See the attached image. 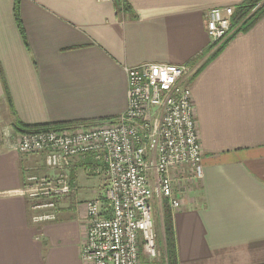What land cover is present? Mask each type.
Wrapping results in <instances>:
<instances>
[{"label":"crops","instance_id":"0c3cea01","mask_svg":"<svg viewBox=\"0 0 264 264\" xmlns=\"http://www.w3.org/2000/svg\"><path fill=\"white\" fill-rule=\"evenodd\" d=\"M121 1L126 9L117 0H19L17 20L16 0H0V264H86L85 203L106 183L91 157L75 159L74 192L58 201L57 219L34 223L19 190L25 170L47 168L14 150V123L114 120L128 108L127 69L142 64L199 72L204 177L172 171L178 264H264V16L211 52L206 13L252 0Z\"/></svg>","mask_w":264,"mask_h":264},{"label":"built area","instance_id":"2783aa9c","mask_svg":"<svg viewBox=\"0 0 264 264\" xmlns=\"http://www.w3.org/2000/svg\"><path fill=\"white\" fill-rule=\"evenodd\" d=\"M235 23L237 9L216 7L206 13L209 50L235 37L249 17ZM195 64H142L127 69L128 108L118 118L91 126L27 130L14 150L42 155L50 175L24 171L19 195L32 201L34 223L55 221L58 201L74 192L70 169L75 159L91 157L94 172L106 176L99 196L85 203L86 264H159L153 200L180 208L172 171L204 177L192 83ZM56 173V174H55Z\"/></svg>","mask_w":264,"mask_h":264},{"label":"trees","instance_id":"16d2710c","mask_svg":"<svg viewBox=\"0 0 264 264\" xmlns=\"http://www.w3.org/2000/svg\"><path fill=\"white\" fill-rule=\"evenodd\" d=\"M117 1L123 5L124 9H126V6L122 3L121 0H117ZM256 7H258L257 10L249 17L248 21L244 25V28H242L243 30H248L258 20H260L264 16V0H252L246 6H243L237 10L236 16L234 18L235 23H238L240 22V20L244 19ZM18 11H19V0H16L15 15L17 16V20H18ZM198 73L199 72H197V74ZM5 94L7 96L9 106L12 107V101L8 93L7 87H5ZM63 126L65 125L50 124V125H42V126H36V127H26L19 122L16 123V128L22 131L36 130V129H51V128L57 129ZM163 217H164L163 223H164V230H165V244L164 243L162 244L165 245L164 252L166 255V264H178V256H177V249H176V243H175L172 213L170 209L167 208L166 206L164 207ZM162 242H163V239H162Z\"/></svg>","mask_w":264,"mask_h":264},{"label":"rangeland","instance_id":"374dc122","mask_svg":"<svg viewBox=\"0 0 264 264\" xmlns=\"http://www.w3.org/2000/svg\"><path fill=\"white\" fill-rule=\"evenodd\" d=\"M250 14V13H249ZM248 14V15H249ZM247 15V16H248ZM14 130L16 131V139L18 137V134L22 133L23 131H19L16 128V123H14L13 125ZM66 128V127H65ZM53 129V128H52ZM42 156V155H39ZM43 157V156H42ZM44 158V157H43ZM34 173V172H33ZM34 174H38V173H34ZM52 174V171L46 169L45 173H40L39 175H50ZM56 174V173H55ZM168 207V204L166 203H161L158 200L157 195L155 194L154 200H153V209H154V214H155V225H156V232H157V236H158V245H159V255H160V259L158 261L159 264H166V255L164 252V247L165 245L162 244V239H163V243H164V238H165V230L163 231L162 229L164 228V217H163V212H164V207ZM170 209V208H169ZM35 215V213L33 212V216ZM32 216V217H33ZM163 231V232H162ZM164 233V234H163ZM165 244V243H164Z\"/></svg>","mask_w":264,"mask_h":264},{"label":"water","instance_id":"95a60500","mask_svg":"<svg viewBox=\"0 0 264 264\" xmlns=\"http://www.w3.org/2000/svg\"><path fill=\"white\" fill-rule=\"evenodd\" d=\"M162 230L164 231V228H163ZM163 231H162V232H163ZM163 234H164V233H163ZM164 243H165V238H164Z\"/></svg>","mask_w":264,"mask_h":264}]
</instances>
